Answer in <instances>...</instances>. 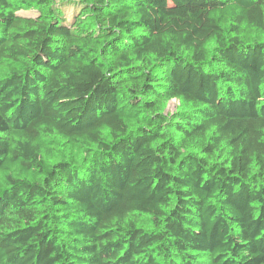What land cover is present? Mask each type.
Masks as SVG:
<instances>
[{"label":"trees","instance_id":"16d2710c","mask_svg":"<svg viewBox=\"0 0 264 264\" xmlns=\"http://www.w3.org/2000/svg\"><path fill=\"white\" fill-rule=\"evenodd\" d=\"M68 2L0 0V264H264V0Z\"/></svg>","mask_w":264,"mask_h":264},{"label":"rangeland","instance_id":"374dc122","mask_svg":"<svg viewBox=\"0 0 264 264\" xmlns=\"http://www.w3.org/2000/svg\"><path fill=\"white\" fill-rule=\"evenodd\" d=\"M54 1L63 3L62 6L64 5L63 7L65 8V10L69 11V13L71 12L72 4L68 1H72V0H54ZM18 13L24 16H34L36 14V11L34 9H30V10H21ZM178 105H179L178 101L176 99H173L169 101L166 107V111L172 112L177 108Z\"/></svg>","mask_w":264,"mask_h":264}]
</instances>
